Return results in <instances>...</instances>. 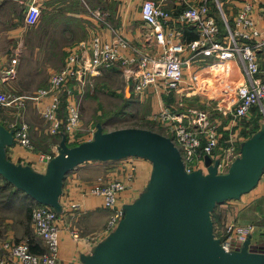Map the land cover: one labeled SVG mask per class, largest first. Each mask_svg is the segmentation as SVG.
<instances>
[{"label": "crops", "instance_id": "crops-1", "mask_svg": "<svg viewBox=\"0 0 264 264\" xmlns=\"http://www.w3.org/2000/svg\"><path fill=\"white\" fill-rule=\"evenodd\" d=\"M32 1L35 2L40 11L35 23L27 24L24 21V16ZM142 1L0 0V92L14 88L11 87V82H14L13 80L16 78L17 55L22 53V57L26 56L28 44L34 48L30 50L34 59L52 62L62 60L61 66L55 63V67L50 68L49 76L52 71L63 66L70 51L78 50L81 53H87L88 43L93 35H98L106 41L112 40L116 36L125 38L131 46V50L126 51L128 54L160 51L161 48L156 46L152 30L140 18ZM152 1L159 3L171 16H175L186 7L184 0ZM211 1L209 0L210 9L215 17V12L210 4ZM213 1L221 13L222 20L226 19L231 24L230 21H233L237 10L245 0ZM253 16L258 27L264 28V0L255 2ZM216 19L219 24L220 21L222 23V20ZM171 25L178 29L182 37L186 39L184 30L185 27L190 26L175 22ZM28 28L33 32L30 33ZM263 54V51L259 52L260 57ZM226 63L232 64L236 68L239 74V85L243 84L245 77L241 63L237 61ZM12 68L14 72H8ZM262 68L264 69V61ZM203 74L205 73H202V78L205 76ZM122 75L124 77V72ZM258 78L263 79L264 73L259 74ZM47 84L48 80L46 84L45 82L42 83L35 90L47 87ZM75 89L77 90L75 81H69L66 84L62 91L66 100L75 93ZM161 94L163 93L160 88L151 86L141 100L153 103L154 99ZM29 102L32 103L31 100ZM161 106L162 103L157 106L158 109L156 108L150 113L158 112ZM219 107L222 108V106ZM257 107L261 106H254L245 117L237 120H233L232 117L228 120L222 116H216L217 121L211 120L213 123L216 122L218 127V145L211 160L226 156L231 148L235 154H238L236 150L240 147L241 142L247 139V136H252L263 128L264 121L259 114L255 115L254 113ZM262 107L264 108V102ZM25 115L28 120L27 123L23 124L27 126L31 147L23 146L14 140L11 146L6 147V156L15 163L43 172L46 162L40 161V157L54 156L58 153V146L64 132L61 129L58 134H48L46 123L35 124L34 115L30 110L25 109ZM79 132H81V128L77 131V133ZM82 135L80 141L92 138L91 135ZM129 163H134L136 166L135 177L127 189L117 195L115 206L112 208L113 210L110 209V212H114L121 209L125 204L131 203L135 195L145 188L152 171V164L149 160L139 157L109 161L90 160L78 165L66 175L62 193L59 196L61 209L57 218L59 231L56 264H86V259L92 257L97 246L107 236L103 230L110 212L105 213L99 219L92 218L97 213L98 208H107L103 206L100 196L89 194L87 190L99 178L108 181L123 177V174L128 170ZM0 183L3 184L4 182L1 181ZM17 193L18 195L9 209H3L0 213V215L3 214V217L0 216L2 219L0 255L6 256V264L19 263L4 249V242L13 244L28 240L30 237L32 238V243L29 244L30 250L32 246H36L35 244H39L45 249L42 239L34 233L31 220L32 208L37 202L23 192ZM74 202L79 203L78 208H71V204ZM28 206L31 209L30 212L26 210ZM219 213L222 216L220 226L223 237L225 236L224 227L227 225L250 226V231L247 234L250 236L249 250L264 252V170L257 184L249 192L241 195L238 199L221 203ZM73 233H77L78 236L74 237ZM243 242L239 243L238 250L241 249Z\"/></svg>", "mask_w": 264, "mask_h": 264}, {"label": "built area", "instance_id": "built-area-1", "mask_svg": "<svg viewBox=\"0 0 264 264\" xmlns=\"http://www.w3.org/2000/svg\"><path fill=\"white\" fill-rule=\"evenodd\" d=\"M257 1L259 0H245L237 10L232 24L223 19L220 25L211 13L209 0H184L186 7L175 16H171L159 3L143 0L140 4V18L152 30L160 51L128 54L126 51L131 50V46L125 38L116 36L106 41L98 35H93L88 43L87 53L70 51L63 66L51 72L47 87L38 88L34 96L15 97L14 101L19 107L25 105V100H31L47 124L49 134H58L62 129L67 142L73 143L77 141V131L80 129L79 100L73 95L69 96L63 116L59 114V110H62L61 94L69 81H75L83 88L91 77L100 74V69L118 64L123 68L126 78L132 82V93L141 99L151 86L160 88L165 94L184 88L197 90L203 81L200 74L202 68L215 62L237 61L243 67L245 81L235 92L233 120L245 117L258 105L264 114V78H258L259 74L264 73V54L262 57L259 55V52H264V28L258 27L253 16L254 4ZM39 11V7L32 1L27 7L24 21L34 24ZM173 22L190 26L195 30L197 37L192 40L184 39L180 31L171 25ZM191 65L193 71L190 69ZM8 72H14L13 68ZM10 98V94L0 92V106L8 104ZM194 113L193 118L185 124L178 120L177 114L162 105L158 112L147 115V119L163 126L164 135L170 137L180 150L187 172L201 170L205 173L207 167L204 158H211L215 154L218 127L217 123L210 121L206 111ZM19 128L16 132L12 130L14 140L23 146L31 147L27 126L22 123ZM93 133L94 129L87 130V135L93 136ZM231 154H234L233 148L227 155ZM227 155L217 158L218 172L226 171L238 154H234L232 158ZM51 157L41 156L40 161L46 162ZM135 172V164L129 163L123 177L108 181L99 178L87 191L89 194L100 196L104 207L113 208L117 195L133 182ZM78 207L79 203L71 204V208ZM122 214L121 208L109 216L104 234H109L115 228ZM57 218L58 213L54 208L37 203L32 208L31 220L35 235L43 241L44 251L32 252L28 240L13 244L4 242V249L19 264H56L59 231ZM250 228L227 225L225 236L218 237L220 245L228 252L237 251L239 243L244 241ZM73 236L77 237L78 234L73 233ZM0 264H6L5 255H0Z\"/></svg>", "mask_w": 264, "mask_h": 264}, {"label": "water", "instance_id": "water-1", "mask_svg": "<svg viewBox=\"0 0 264 264\" xmlns=\"http://www.w3.org/2000/svg\"><path fill=\"white\" fill-rule=\"evenodd\" d=\"M13 132L0 124V175L39 204L60 212L66 175L85 161L149 160L152 171L140 196L122 207L115 228L86 264H264V252L250 251V236L241 249L228 252L215 236L211 213L217 204L238 199L258 182L264 170V126L241 142L238 156L224 172L218 159L205 156L207 171L187 172L173 140L143 127L105 131L95 126L89 140L69 146L62 134L58 153L43 172L6 156Z\"/></svg>", "mask_w": 264, "mask_h": 264}, {"label": "rangeland", "instance_id": "rangeland-1", "mask_svg": "<svg viewBox=\"0 0 264 264\" xmlns=\"http://www.w3.org/2000/svg\"><path fill=\"white\" fill-rule=\"evenodd\" d=\"M217 18L222 20L220 12ZM230 22L232 24V21ZM29 30L30 33L33 32L31 29ZM27 47L26 56L22 57V53L18 51L20 55H17L16 78L13 80L14 82H11V87L14 88L1 91L10 94L11 98L8 104L0 106V124L15 132L20 130L19 127L22 123H27L26 121L28 119L25 115V109H27V111L30 110L34 115L35 124L41 122L44 124L45 121L41 117L39 111H37L38 108L33 102L30 103L29 100H25L27 104L25 103V105L18 107L14 98H19L20 96H34L36 93L35 88L39 87V85L41 86L44 82L45 84L47 83L50 68L55 67V63L59 64V66L62 65V60H55L56 62H52L50 60L34 59L30 52V50L34 48H31V44H28ZM119 66L120 65L115 64L102 68L100 74L96 75L97 77L93 76L91 80L85 83L83 88H80L75 82L77 90L75 89V93L72 95L80 102L81 132L77 133L78 141L73 142V145L82 142L80 141L81 136H83L82 134L87 135V130H95V126L98 123L103 125L105 131L122 127H143L165 134L162 125L147 119V115L153 110H156L157 106L161 103L163 106L168 107L172 113L177 114L178 120L185 124H188L187 122L189 119L193 118L195 115L194 112L198 111H206L210 121H217L216 116H222L226 119L228 118V120L232 117L235 92L239 86V74L232 64L221 62L211 63L207 68H202L203 70L200 74L202 75V73H205L203 74L205 76H203V81L199 84L197 90L195 88H192V90L184 88L180 91H173L168 94L163 93L158 95L153 103L142 101L133 95L131 89L132 82L126 78L125 74L123 77V69H120L122 67ZM190 69L191 71L194 70L192 65ZM64 96L65 94L63 93L61 95L62 110H59L61 117L63 116L62 113L66 105ZM219 106H222V108ZM260 110L261 107H257L254 113L255 115L259 114L264 121V114ZM236 151L239 153V148H237ZM234 154L227 156L228 158H232ZM142 192L143 190L137 193L134 200L137 199ZM214 208L215 209H213L211 213L214 230L216 231L214 233L219 235L217 237H221L220 220L222 216L221 213H219L220 204ZM110 209L112 208H98L96 210L97 213H95V216L92 218L96 217L99 219L105 213L108 214ZM1 212L2 210H0V213ZM112 213L113 212H110V215ZM0 216L3 217V214ZM94 220L97 221L96 219ZM1 221L2 219H0V225ZM224 228L226 229V226Z\"/></svg>", "mask_w": 264, "mask_h": 264}, {"label": "trees", "instance_id": "trees-1", "mask_svg": "<svg viewBox=\"0 0 264 264\" xmlns=\"http://www.w3.org/2000/svg\"><path fill=\"white\" fill-rule=\"evenodd\" d=\"M213 10H214V14L216 15L215 17L217 18L218 16V8L215 4V2L212 0L210 2ZM222 25V23H220ZM184 34H185V38L187 40H192L194 38L197 37V34L195 32V30L191 27H185V30H184ZM152 130V129H151ZM250 137V136H247V138ZM69 146H72L73 144L72 143H68ZM4 182L3 184L0 183V210H5V209H9V207L11 206V204H13L14 200L16 199L18 193L17 192H23L22 190L20 189H17L15 188L11 183H9L7 180H5L1 175H0V182ZM12 188V189H11ZM24 193V192H23ZM219 205V204H217ZM216 205V206H217ZM29 206L26 210H28L27 212H29ZM215 209V208H214ZM31 211V209H30ZM215 229V228H214ZM214 232H216L214 230ZM216 235V234H215ZM216 236H219V235H216ZM222 236V235H220ZM32 238H28V242L29 244L32 243ZM36 246H32V252H37V253H40V252H43L44 249L41 247V245L39 244H35ZM30 246V245H29Z\"/></svg>", "mask_w": 264, "mask_h": 264}]
</instances>
